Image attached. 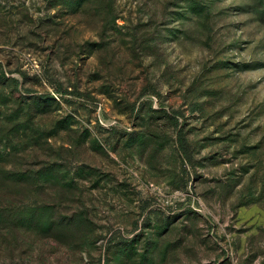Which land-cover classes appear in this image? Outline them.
<instances>
[{
    "label": "rangeland",
    "instance_id": "rangeland-1",
    "mask_svg": "<svg viewBox=\"0 0 264 264\" xmlns=\"http://www.w3.org/2000/svg\"><path fill=\"white\" fill-rule=\"evenodd\" d=\"M0 264H264V0H0Z\"/></svg>",
    "mask_w": 264,
    "mask_h": 264
}]
</instances>
